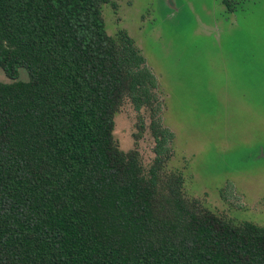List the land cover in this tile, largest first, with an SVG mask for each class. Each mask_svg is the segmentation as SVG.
Here are the masks:
<instances>
[{
	"label": "trees",
	"instance_id": "obj_1",
	"mask_svg": "<svg viewBox=\"0 0 264 264\" xmlns=\"http://www.w3.org/2000/svg\"><path fill=\"white\" fill-rule=\"evenodd\" d=\"M117 1L0 0V264H264V227L210 210L168 169L157 77L106 29ZM127 102L149 114L148 168L143 117L134 149L115 138Z\"/></svg>",
	"mask_w": 264,
	"mask_h": 264
},
{
	"label": "rangeland",
	"instance_id": "obj_2",
	"mask_svg": "<svg viewBox=\"0 0 264 264\" xmlns=\"http://www.w3.org/2000/svg\"><path fill=\"white\" fill-rule=\"evenodd\" d=\"M103 7L107 32L125 31L157 77L163 125L174 133L168 169L188 196L233 222L264 227V0H118ZM28 72L20 70V80ZM0 82H10L0 69ZM155 158L150 118L125 103L120 148Z\"/></svg>",
	"mask_w": 264,
	"mask_h": 264
}]
</instances>
